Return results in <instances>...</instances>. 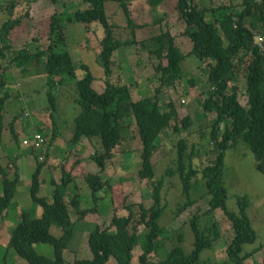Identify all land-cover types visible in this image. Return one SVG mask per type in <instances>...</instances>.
Returning <instances> with one entry per match:
<instances>
[{
	"label": "trees",
	"instance_id": "trees-1",
	"mask_svg": "<svg viewBox=\"0 0 264 264\" xmlns=\"http://www.w3.org/2000/svg\"><path fill=\"white\" fill-rule=\"evenodd\" d=\"M87 7L68 13L66 21L79 22L85 28L93 22H99L103 28V37L100 39L99 63L104 72L105 87L102 92H97L92 87L93 76L87 65L79 67L84 71L82 78H76V66L73 64L69 53L64 48L65 28L62 27L61 13L50 16L48 24V45L45 50L28 52L19 49L11 62L24 71L29 64H37L43 58L41 65L47 76V80L55 81L56 85H63L73 81L80 107L75 116L72 127L71 145H76L82 137L89 140L97 139L102 151H95L90 158L96 163L99 171L95 174L88 173L79 168L80 159H76L65 168L61 166L59 184L52 185V200L38 196L39 173L42 167L37 163L31 175L30 197L32 201L42 207L40 217L31 215L29 211L21 212L19 220L12 228L7 247L27 264H64V251L68 248V242L73 237L74 222L70 215V206L77 215L82 218L88 212H94L99 200V191L105 186L111 190V202L114 214L106 228L98 226L89 233L87 245L91 253L89 259H74L69 264H106L113 257L117 264H131L134 255H137V264H156L150 255L156 253L160 246V234L162 227L158 223L163 207L161 206L162 179L154 178L152 157L159 147L161 134L173 122L172 131L178 132L179 125L187 129L192 125L189 113L182 116L180 107L177 109L172 100L162 108L157 98L146 96L133 99L129 88L122 81H111L112 56L120 47L134 42L135 29L138 27L131 19L128 3L130 0H113L123 9L126 17V26L130 28V39L122 40L114 36L115 26L107 22L104 3L108 0H81ZM166 0H146L151 10H155ZM15 3H12L13 8ZM168 5V3L166 4ZM165 5V6H166ZM185 22L186 29L182 34L188 36L192 42V48L187 54H183L175 45L174 36L170 29L161 30L152 39L157 43V48L151 51L158 59L165 58L166 63L159 62L155 71L160 73L162 83L172 86L176 81L184 78L185 73L182 62L187 55H194L203 64L206 59L213 63L208 65V81L212 88L206 98L200 103L203 112L214 113L211 120L210 131L207 134L210 150H216L214 162L204 166L200 172L191 163L193 152L186 156V140H177V169L184 200L178 203L174 213L180 215L184 210L192 206L193 200L189 192L197 184V176L205 181L206 194L209 197L205 221L197 222V214H194L187 223L193 234L192 249L185 253L180 246L181 235L178 243L171 246L165 252V257L160 264H199L200 253L205 249H212L220 240V231L214 212L220 209L231 222L232 237L225 248L226 258L220 264H246L245 260L251 257L257 250L244 252L243 246L251 244L255 240L249 218L246 214V199L238 197V211L231 212L225 206L226 189L222 181L224 170L223 158L225 150L238 139L243 140L255 157V168L264 177V51H259L253 45V30H259L263 21V10L260 4L254 0H241L238 3H229L220 6L225 12L220 18L208 20L207 10L198 8L196 0H175L172 6ZM213 11V9H211ZM12 13V10H11ZM28 15V13L26 14ZM165 13L163 16H166ZM153 19V23H161L163 17ZM207 19V20H206ZM21 23V18L6 19L2 24V35L7 37L10 30ZM35 40V39H34ZM249 53H251L249 55ZM5 56L3 48L0 49V58ZM241 74L246 83V102L241 105L238 101V89L229 88V81ZM48 82V81H47ZM193 84L192 80H189ZM6 85L5 70L0 63V91ZM48 99L52 108L55 106V95L51 87L47 89ZM8 99V93L0 96V143L4 128V104ZM183 99H181L182 101ZM180 101V102H181ZM182 103V102H181ZM180 103V104H181ZM181 116V117H180ZM133 117L135 120L138 140L141 143L140 168L137 176L140 180L153 182L151 188L152 204L145 207L138 203L134 211V203L126 202L127 197L122 194L120 181L117 176L102 181L99 173L103 172L106 162L114 155V149L121 141L122 122ZM14 121V120H13ZM13 121L9 124V130L13 138ZM56 135L55 128L52 138ZM33 148V147H31ZM35 149V148H33ZM187 159L189 160L187 162ZM44 162V161H42ZM11 168V167H10ZM12 169V168H11ZM10 170V169H9ZM175 171L167 169V174ZM0 211L9 206L15 192L17 178H8L5 168H0ZM13 173H16L13 172ZM83 175L89 188L92 208H80V197L74 193L65 201V191L75 174ZM199 183V182H198ZM122 213L119 214V212ZM138 211V212H137ZM118 212V213H117ZM136 214L138 219L136 220ZM142 225L144 230L138 231ZM187 225V224H186ZM59 229L56 236L51 232V227ZM191 242V240H190ZM140 243V249L134 253V248ZM36 244L49 245L52 256L39 254ZM206 263V262H205ZM264 264V258L262 263Z\"/></svg>",
	"mask_w": 264,
	"mask_h": 264
},
{
	"label": "rangeland",
	"instance_id": "rangeland-1",
	"mask_svg": "<svg viewBox=\"0 0 264 264\" xmlns=\"http://www.w3.org/2000/svg\"><path fill=\"white\" fill-rule=\"evenodd\" d=\"M240 1L241 0H198L196 4L199 9L203 8L207 10L208 20L214 19L217 21L221 14L225 12V10L221 9L220 6L222 7L229 3L240 4ZM29 2L30 0H0V38H3L2 42H0L2 43L3 47L5 46L3 48L5 56L0 58V63L1 66L4 67L6 80V85L3 90L0 91V96L4 92L8 93V99L4 104L3 111V115L5 117L4 128L6 133L9 130V124L14 120V117H16L18 120L17 124L20 123L21 125H24V129L22 130L21 128L22 131L20 134L16 136V139L14 138L12 140V143L10 144L11 151L17 152L24 149L28 151L30 146L23 145L22 140L25 138L32 139L36 133H39L45 137V142L42 146L35 148L34 151L35 156H39L42 160L44 153L50 144L52 127L58 131H61L65 128H69V130H71L73 127L74 118L79 113L80 107L76 102L78 95L74 82L69 81L63 85L57 86L55 81L47 80L44 68L41 65L43 58H40L37 61L38 66L34 63L29 64L26 66L24 71H21V68L17 67L11 62L13 56L21 48L26 49L30 53L46 49L48 45L47 34L50 16L56 12L57 8H60V4L57 2H53L52 0H40L41 7H37L36 11L33 12L34 19L32 18L31 20H26L23 16L26 14V10L28 12L30 7ZM168 2L169 4L166 5ZM12 3H15L16 6L14 5L15 8L11 14L10 9H12ZM52 3H54L56 6H54ZM141 3L143 2L138 3L139 7ZM174 4L175 0H166V2L163 3L164 6H161L162 8H160V5L156 8L162 9V12L166 13L167 17L173 15V17H170L167 20L165 19L164 22L160 23V31L167 29L170 22H175L174 31L178 30V32L181 33L177 36V38H179L177 40L178 45L180 49L187 51L189 48L191 49L192 43L188 36L182 34V31L186 29V25L181 19L179 13L172 7ZM112 5L114 6L112 7ZM130 6L131 2L129 1V14H131ZM75 7H77V5H75ZM211 9H213V11ZM108 11L110 12V15ZM68 13L69 12H67L66 15L61 18L63 28L69 24L71 25V21L68 22L65 19ZM105 13L107 22L109 24H114L112 21L119 24L115 30L116 38H120L122 40L130 39V28L125 26L126 17L118 2L109 0L106 5ZM135 13H137L138 18L135 17L133 20L137 21L138 23L147 21L151 23L156 16L151 10H149L148 13L140 11ZM9 14H11L12 18L21 17V20L23 19V23L17 29L15 28V31L11 36L12 40H9L8 42L2 35V24L5 19L10 17L8 16ZM107 14L110 16L112 21L108 18ZM153 25L154 23L152 26ZM95 26L99 40L103 37V28L99 22H96ZM36 27L38 28L36 29ZM81 28L83 27L81 26ZM152 28H154L155 31L149 30V33L154 35L159 32L157 31L156 27ZM32 29L35 30L32 31ZM28 30L29 33L26 32ZM83 31L84 32L82 33L84 37L86 33L85 27ZM64 34L65 38V31ZM70 35H75V32L70 33ZM70 35H67V37ZM75 36L77 37V40L75 38L74 44H69V39L67 42L63 41L64 45H66L64 46L63 50L68 51L70 54L71 52H77L79 50L78 41L81 40L80 31L79 33H76ZM18 37L20 41L16 40ZM84 39L86 40V37H84ZM13 41H18L21 46H18V44H11ZM142 41H144L143 48L139 47L137 49L138 46L136 47L135 45L125 47L126 49L130 48L132 52L140 51V53H137V60L143 58L141 59L143 62H145L143 70H145V72H151V76L142 82L144 83L142 87L146 85V88L149 87V89H146V93L141 94H150V96L157 98L158 104L162 108H165L166 103L169 100H172L177 108L180 107L182 110L180 111L182 116H184L185 113H189L192 119V125L187 129H182L179 125L178 127L180 130L178 132H174L172 131L174 124L173 122L168 128L165 129V134H161V142L152 160L154 178L162 179V188L160 194L163 211L158 218V223L160 227H162V233L160 234L159 239L160 246L155 249L156 253H152L150 255V258L156 264H160L161 260L165 257V252L169 250L171 246L179 242V235H181L183 238L180 246L183 248L185 253H189L192 249L193 234L187 221H189V219L194 214H197V222L202 224L207 217L204 214L208 208L207 202L209 197L206 194L207 189L205 186V181L201 178L199 179L200 175L197 176V181L199 183L197 182L196 186L192 187L189 192L190 198L193 200L192 206L184 210L180 215H176L174 213L177 204L184 200L182 195L181 180L178 172H176L178 166L176 143L180 138H184L186 140V156H188L190 152H193L191 163L193 167L198 169L199 172L204 166L214 162L217 151L212 149L210 150L211 145H208L207 134L210 131L211 120L215 115L213 112H203V110L200 108V103L204 98H206L208 91L212 89L207 78L208 65L206 62L213 63V61L206 59L201 65L199 59L194 55L187 56L185 61L182 62V67L185 73L184 78L176 81L172 86H168L162 83L160 73L154 70V65L157 63L155 60V54L152 52H147V48L152 47L154 45V41L151 38H146ZM7 43H9V45ZM86 44L88 49L85 54L88 55L84 54L82 56L81 53H74L72 55V58L78 61V63L74 64L76 66L77 75H80L82 72L79 66L83 63H85L90 71L96 75L99 69L102 70L103 68L99 64L98 56H89V54H96V49H99V47L96 45L95 41L92 42L91 45V42L89 43L87 40ZM138 44H142V42ZM81 48L84 47L82 46ZM120 52L121 51L116 53L114 62H112L111 65V68H113L112 79L115 81L117 74L120 73L119 61L124 60V58L120 59ZM160 62L165 64V58H161ZM132 65L135 64L132 63ZM127 66L129 67L130 65L124 63V67L128 68ZM189 80H192L193 84H191ZM126 83L133 84L132 79H128V82ZM233 86L238 89L237 98L239 103L244 105L246 102V83L244 77L241 74H239L235 79L231 78L229 81L228 90L230 91V88ZM48 87H51L52 93L55 95L54 108H52L53 105H51L48 99ZM181 99L184 100L183 103L180 102ZM24 135L25 137L22 139V136ZM121 137V141H129L131 145L120 143V147L118 149L120 152H124L125 155L123 157H127V155L128 157L127 159L123 158L122 161H116H118V169L125 170L126 175L128 176L127 178H131L130 182H132V188L129 187V184L125 187L126 193L130 192L126 196V202L134 203L135 206L133 210L136 211L135 208L138 203L143 204L145 207H149L152 204L150 191L153 182L150 180H140L137 176V170L140 167L139 164L141 161L138 162L139 140L135 126V120L133 117H129L122 122ZM91 144L93 145L94 152L95 150H97L99 153L102 151V146L97 139L94 138ZM66 150L69 151L68 146L64 148L57 147V151L60 152L58 153L59 155L56 154L57 158H59L58 162L62 161V156L65 155ZM7 153L10 152L7 151ZM52 159L50 160L52 165L51 170H54L53 172L60 171L62 165L57 163L56 160ZM119 159H121V157ZM188 161L189 160L187 159V162ZM33 164H35L34 161ZM223 164L224 170L222 181L226 189L225 206L229 211L236 213L238 211V197H245L247 203L246 214L253 230L255 231L254 242L251 244H245L243 249L244 252L252 251L254 249L259 250H257L251 257L246 259L245 263L261 264L264 258V177L262 173L255 168V157L250 148L241 139L235 141L225 150ZM86 168L93 172L97 170L96 163L91 161V159H88ZM113 168L114 164L111 162L110 166L107 168V171ZM167 169H172L175 172L172 174H167ZM34 170L35 168H33L31 171L33 172ZM31 171H29V173H31ZM26 173L29 174L28 170H26ZM81 184L82 186H80L79 190L82 196L80 208H92L93 203L90 198V191L85 188L83 182H81ZM29 189L30 188L22 187L18 194L14 193L9 206L4 208L2 213H5L7 210L8 214L11 215L13 210L11 207L16 206V201L24 211H31V215L36 216V209H38V205L32 201ZM69 189L72 188L70 187ZM50 192L51 186L49 185L46 186V189H43L39 194L43 197H51L52 194L49 195ZM106 192L107 190L104 191V193ZM65 196L69 200L71 193L65 191ZM97 208L98 212H96V214L88 213L83 219L78 220L76 213L70 206L69 209L71 218L78 220L75 223L78 233L76 235L75 242L72 240L69 245L71 246L73 242L72 247L77 246L76 248L78 249V253L76 251L70 252L71 255L69 252L64 253V264H69L75 258L89 259L91 257L86 238L88 239L89 233L95 228V226H98L100 229L106 228L112 218V215L114 214L111 209L110 198L105 201H100L97 205ZM120 213H122V211H120L119 214ZM214 214L218 222L221 238L214 244L212 249H205L200 253L199 264H220L226 258L225 248L229 244L233 233L231 222L220 209L216 210ZM135 217L137 220V214ZM143 230V226L140 225L138 231ZM52 233L56 236L58 235V233ZM46 247L50 252L48 256L51 257L53 250L49 245H46ZM134 249L135 250L133 252L137 253V249H140V243L136 245ZM136 258L137 255H134L131 264H137ZM106 264H117V262L113 257H110Z\"/></svg>",
	"mask_w": 264,
	"mask_h": 264
},
{
	"label": "crops",
	"instance_id": "crops-1",
	"mask_svg": "<svg viewBox=\"0 0 264 264\" xmlns=\"http://www.w3.org/2000/svg\"><path fill=\"white\" fill-rule=\"evenodd\" d=\"M52 1L53 2H57L58 0H52ZM197 1L198 0H196V3H197ZM107 2H109V0L104 3V9L105 10H106ZM130 2H131V6H130L131 14H130V17H131L132 20L135 17L138 18L137 13H135V12L140 11V12L148 13L149 10H151L150 7L148 6V4L146 3V0H130ZM139 2H143V3L140 4V7H139V4H138ZM29 3H30V7L28 9V12L26 10V14L28 13V15L24 14V16H23L24 19H26V20L27 19L31 20L32 18L34 19L33 12L36 11L37 7H41L40 0H30ZM57 3L60 4V8H57L55 13H61L63 15H66L67 12L71 13V12H74L76 10H83V9H85L87 7L86 3H84L81 0H59ZM52 4L54 6H56L54 3H52ZM79 4H80V6H79ZM168 4H169V2H168ZM75 5H77V7H75ZM15 6H16V4H15ZM15 6L12 9H10V13H11V10H12V13H13V9L15 8ZM113 6L114 5H112V7ZM161 6H164V5H161ZM160 8H162V7H160ZM160 8L156 9V11L155 10H151L152 12L155 13V15H156L155 18H157V17L160 18V14L162 16L165 14L164 12H162V9H160ZM11 14H9L8 16H11ZM109 15H110V12H109ZM109 15L107 14L108 18L111 19ZM163 17L164 18H163L162 22H164L165 19L167 20L170 17H173V15L172 16H168V17L166 15V16H163ZM16 18H18V17H16ZM22 20H21V23L19 25L15 26L14 28H12L10 30V33L8 34L7 37H4L8 42H9V40H12L11 36H12V33L15 31V28L17 29L23 23ZM111 21H112V19H111ZM112 22L114 23L113 25L115 26V28L113 29L114 36H115V30L117 29L119 24L115 23L114 21H112ZM70 23H71V25L69 24V25L65 26V33H66L65 42H67L68 39H69L70 43L69 42L68 43L69 44H71V43L74 44L75 38L77 40V37L75 36L76 33H79V31L81 33V40L78 41V43H79L78 44L79 45L78 49L79 50L77 52H71V54L67 51L69 53L70 57H71V60H72L73 64L78 63V61H76V60H74L72 58V55L74 53L75 54L81 53V55L83 56L85 54V52H87V49H88L87 48V44H86L87 40L89 41V43L91 42V45H92V42L95 41L96 45H98V47H99V49H96V54L95 53H94V55L93 54H89V56H94V57L96 55L98 56V53L100 51V39L98 40V35H97V32H96V26H95L96 22L91 23V25L89 27L85 28L86 29V31H85L86 33H85L84 37H86V40L84 39L83 33H82V32H84L83 31L84 30V25L83 24H79V22H70ZM134 23L136 25H138V27L135 29L134 42L131 43V44H128V45L120 46L113 53L112 62H114L116 53H119V51H121L120 52L121 53L120 54L121 55L120 59L124 58V60L123 61L122 60L119 61L120 73L117 74L116 80L122 81V82H124L127 85V87L129 88V91H130L131 96H132L133 99H139V98H143V97H146V96H150V94L149 95H142L141 93H146L147 90L149 89V87L146 88V85H144V87H142V85L144 84L142 82L146 78L151 76V72H145V70H143L144 69V64H145V62H143L141 60L143 58L137 60V57H138L137 53H140V51L132 52L130 48L126 49L125 47H129L130 45H132V46L135 45L136 47L138 46L137 49L139 47L143 48L144 41H142V40H144L146 38H151L152 39L153 36L157 35L160 32V23H156L153 26H152L153 21L151 22L152 24L150 22H148V21L147 22H143V23H138L137 21H134ZM81 26L83 28H81ZM152 27H156L157 31H159V32H157L154 35L152 33H149V30L155 31V29L152 28ZM174 27H175V22H170L168 24V28L170 29V32L174 36V42H175L176 46L180 49V47L178 45V42H177V40L179 38H177V36L180 35L181 33H179L178 30L174 31ZM37 28L38 27H36V29ZM33 30H35V29H32V31ZM26 32L29 33V30L26 31ZM72 32H75V35H73V36L70 35V33H72ZM147 33H148V35H147ZM67 35H70V36L67 37ZM183 37H185V36H183ZM2 40H3V38L1 37L0 41L2 42ZM16 40H19V37ZM1 42H0V46H1L0 49L5 47V46L3 47ZM140 42H142V44H138ZM153 43H154V45L152 47L147 48V52L148 53H150L151 51H153L154 49L157 48V46H158V45H156L157 43L155 41ZM7 44L9 45V43H7ZM11 44H14V45L18 44V46H21L18 41H15V42L13 41ZM72 46H74V45H72ZM82 46L84 48H81ZM191 48H192V46H191ZM21 49H24V48H21ZM190 50H191L190 48L187 51H183L182 49H180V51L183 54H187ZM85 55H88V54H85ZM187 56H189V55H187ZM155 57H156L155 60L157 61V63L154 65V70H155V66L160 62V59H158V57L156 55H155ZM94 60H95V58H94ZM98 61H99V59H98ZM183 61H185V59ZM124 63H127L130 66L129 67L127 66L128 68H126V67H124ZM132 63H134L135 65H132ZM83 64H85V63H83ZM201 65H202V63H201ZM197 66H199V65H197ZM81 71L82 72L80 73V75H77V71H76V77L78 79L82 78L83 75H84V71L83 70H81ZM91 74L93 76V80H92V84H91L93 89L96 90L97 92H102L104 87H105L103 69L102 70L99 69V71L97 72L96 75L94 73H92V72H91ZM112 74H113V68H112ZM45 75H46V73H45ZM128 79H132V82H133L134 85L133 84H127L126 82H128ZM111 81L115 82V80L112 79V75H111ZM17 123H18V120H17L16 117H14V121H13V135H15V139H16V136L19 135L20 132L24 129V125H21L20 123L17 124ZM21 128H22V130H21ZM53 131H54V128L52 127V131H51L52 133H51V137H50V144H49L48 149L44 153L43 159L41 160L39 156H35V151L31 147H29L28 151H26V149L19 150L17 152L11 151L10 144L12 143V140L14 138L11 135L10 130L7 131V133H8L7 134L5 128H3L2 140H1V143H0V168H5V170L7 171L8 178L11 179V178H13L14 175L17 178L15 192H14L15 194H18L22 187L30 188L31 175H32V171L31 170L33 168H36L37 163H42V161H44L43 164H42V167L40 169V173H39V177H38L39 178V187H38L37 195L38 196H42L39 193L43 189H46V186H49V185L51 186V192H50L49 195H51L52 194V185H51V183L54 182L56 184H59L60 177H61V172L60 171L53 172L54 170H51L52 165L50 163V160L52 158H53L52 160H56V162L59 163L60 165H62L64 168H65L66 165L70 164L71 162L75 161L76 159H80V163H79L78 166H79V168H81V170H84V171H86L88 173H92V174H95V173H97L99 171L97 165H96L97 170H95L94 172L86 168V165L88 163V159H91L90 156L94 153V148H93V145L91 144L93 139L89 140L86 137H82L76 145H71L70 139L72 137V129L69 130V128H65V129H62L61 131H58L57 129H55L56 135H55L54 138H52ZM24 137H25V135L22 136V139ZM121 140H122V137H121ZM120 143L128 144V145L130 144L129 141H126V142L125 141H120ZM56 146L57 147H63V148L66 147V146L69 147V151L66 150L65 151V155L62 156V161L61 162H58L59 158H57V156H56V154L60 153V152L57 151V147ZM119 147H120V144L114 149V151H113L114 155L106 162V167H105L104 171L100 172L99 175H100V178H101L102 181H106V180H109L111 178H114V176H117L119 181H120V189L122 191V194L124 196H127L130 192L126 193L125 187H126V185L129 184V187L132 188V185H131L132 182H130L131 178H127L128 176L126 175V171L122 170V169H118L119 166L117 164H118V161H122L123 158L127 159L128 155H127V157H123L125 154H124V152H120V150L118 149ZM138 148H139L138 162H140L141 161V159H140L141 143L140 142H138ZM7 151H9L10 153H7ZM95 151H97V150H95ZM12 157H13V159H12ZM120 157H121V159H119ZM116 160H118V161H116ZM33 161L35 162V164H33ZM91 161H93V160L91 159ZM111 162L114 164V168L107 171V168L110 166ZM124 162H126V161H124ZM46 165H48V166H46ZM56 166H58V165H56ZM139 166H140V164H139ZM27 167H28V169H27ZM26 170H28V173H29V171H31V173L27 174ZM15 171H16V173H13ZM73 174H75V177H74L73 181L70 182V184L67 186L66 191L70 192L71 195L74 194V193L78 194L79 197H80V201H81V197L82 196H81V192L79 191L80 190V186H82L81 182H83V184L85 185V188L88 191H90V188H89L85 178L83 177V175L82 176L78 175V173H73ZM0 177H1V173H0ZM70 187L72 189H69ZM106 190H107V192L104 193V191H106ZM1 193H2V185L0 183V194ZM99 193H100V194H98L99 195V200L97 201L96 207H95L96 210L94 212H88V213L96 214V212H98L97 205H98V203L100 201H105V200H107L109 198L111 200L112 192L106 186L102 190H100ZM45 198L50 202L52 200V195H51V197L50 196H48V197L45 196ZM64 198H65V201L67 202L68 201L67 197L64 196ZM15 203H16V206L11 207L13 209L12 212H11V215L8 214L7 210H6L5 213H2V211H0V264H27V262L24 259L20 258L18 255H16L13 252V250H11L10 248L7 247L9 239H10L11 230L15 226L16 222L19 220V216H20L21 212L24 211L16 201H15ZM37 207H38V209H36V216L35 217H40L41 214H42V207L39 206V205ZM111 209L113 211L112 202H111ZM29 212H31V211H29ZM85 216H86V214L82 218H80L78 220L83 219ZM72 220L74 222L73 237L68 242V248L64 251V253L69 252V254L72 251L73 252H75V251L77 252V250H78L76 248L77 246H75V247L73 246L74 249L72 247V244H73V242H75V238H76V235L78 233V231L76 230V226H75L76 225L75 223L78 220H76V219H72ZM51 232L59 234L60 231H59V229L57 227L52 226L51 227ZM72 240H73V242H72V244L70 246L69 244H70V242ZM86 242H87V238H86ZM34 246H35L36 251L39 254H43L45 256L49 255L50 252H49V249L46 247V245H44V244H36Z\"/></svg>",
	"mask_w": 264,
	"mask_h": 264
},
{
	"label": "built area",
	"instance_id": "built-area-1",
	"mask_svg": "<svg viewBox=\"0 0 264 264\" xmlns=\"http://www.w3.org/2000/svg\"><path fill=\"white\" fill-rule=\"evenodd\" d=\"M257 4H260L262 6L263 10V21L262 25L259 30H253V45L259 49V51H264V0H254ZM251 54V53H249ZM182 103L184 100L181 101ZM45 142V137H43L41 134L36 133L32 139H23L22 144L27 145L33 148H38L42 146Z\"/></svg>",
	"mask_w": 264,
	"mask_h": 264
},
{
	"label": "clouds",
	"instance_id": "clouds-1",
	"mask_svg": "<svg viewBox=\"0 0 264 264\" xmlns=\"http://www.w3.org/2000/svg\"><path fill=\"white\" fill-rule=\"evenodd\" d=\"M250 55V54H249Z\"/></svg>",
	"mask_w": 264,
	"mask_h": 264
}]
</instances>
